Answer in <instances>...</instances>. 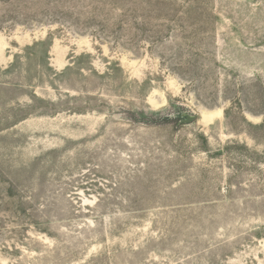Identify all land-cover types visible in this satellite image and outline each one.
Segmentation results:
<instances>
[{
    "label": "rangeland",
    "instance_id": "374dc122",
    "mask_svg": "<svg viewBox=\"0 0 264 264\" xmlns=\"http://www.w3.org/2000/svg\"><path fill=\"white\" fill-rule=\"evenodd\" d=\"M0 264H264V0H0Z\"/></svg>",
    "mask_w": 264,
    "mask_h": 264
},
{
    "label": "water",
    "instance_id": "95a60500",
    "mask_svg": "<svg viewBox=\"0 0 264 264\" xmlns=\"http://www.w3.org/2000/svg\"><path fill=\"white\" fill-rule=\"evenodd\" d=\"M193 120V118H188L187 120H185V123H190Z\"/></svg>",
    "mask_w": 264,
    "mask_h": 264
}]
</instances>
